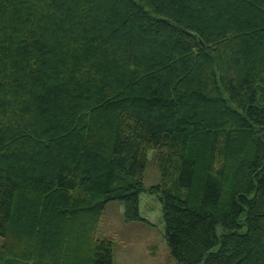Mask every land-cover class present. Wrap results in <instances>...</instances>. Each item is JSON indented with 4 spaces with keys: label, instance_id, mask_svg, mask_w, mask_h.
I'll return each instance as SVG.
<instances>
[{
    "label": "trees",
    "instance_id": "trees-1",
    "mask_svg": "<svg viewBox=\"0 0 264 264\" xmlns=\"http://www.w3.org/2000/svg\"><path fill=\"white\" fill-rule=\"evenodd\" d=\"M144 193L178 264H264V0H0V264H116Z\"/></svg>",
    "mask_w": 264,
    "mask_h": 264
},
{
    "label": "rangeland",
    "instance_id": "rangeland-1",
    "mask_svg": "<svg viewBox=\"0 0 264 264\" xmlns=\"http://www.w3.org/2000/svg\"><path fill=\"white\" fill-rule=\"evenodd\" d=\"M149 153L145 185L160 183L161 174ZM141 215L148 220L126 222L124 205L114 201L107 204L100 237L114 239V262L116 264H178L171 256L164 237L161 203L156 195L144 193L140 197Z\"/></svg>",
    "mask_w": 264,
    "mask_h": 264
},
{
    "label": "water",
    "instance_id": "water-1",
    "mask_svg": "<svg viewBox=\"0 0 264 264\" xmlns=\"http://www.w3.org/2000/svg\"><path fill=\"white\" fill-rule=\"evenodd\" d=\"M197 39L200 42L201 46H204V43L202 42V40L199 37H197Z\"/></svg>",
    "mask_w": 264,
    "mask_h": 264
}]
</instances>
